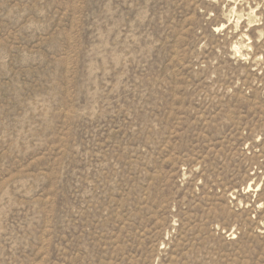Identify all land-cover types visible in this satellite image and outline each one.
Instances as JSON below:
<instances>
[{
  "label": "rangeland",
  "instance_id": "obj_1",
  "mask_svg": "<svg viewBox=\"0 0 264 264\" xmlns=\"http://www.w3.org/2000/svg\"><path fill=\"white\" fill-rule=\"evenodd\" d=\"M0 264H264V0H0Z\"/></svg>",
  "mask_w": 264,
  "mask_h": 264
}]
</instances>
